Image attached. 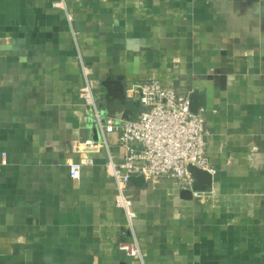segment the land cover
Returning <instances> with one entry per match:
<instances>
[{"label": "crops", "instance_id": "0c3cea01", "mask_svg": "<svg viewBox=\"0 0 264 264\" xmlns=\"http://www.w3.org/2000/svg\"><path fill=\"white\" fill-rule=\"evenodd\" d=\"M66 1L71 22L52 0H0V264H264V0ZM82 63L100 109L116 94L128 118L148 77L199 94L213 182L131 180L142 260L120 247L106 150L69 175L73 143L101 138Z\"/></svg>", "mask_w": 264, "mask_h": 264}, {"label": "built area", "instance_id": "2783aa9c", "mask_svg": "<svg viewBox=\"0 0 264 264\" xmlns=\"http://www.w3.org/2000/svg\"><path fill=\"white\" fill-rule=\"evenodd\" d=\"M52 5L62 10L69 22L72 21L66 0H52ZM81 68L84 82L79 95L90 110L101 138L90 137L73 143L78 158L69 164V175L79 180L82 168L94 164L93 154L100 148L106 150L104 167L106 175L113 181L115 205L123 211L125 224L131 232V239L121 242L120 247L142 260L141 245L134 229L137 212L130 178L139 174H143L145 180L173 178L183 186L191 187L193 178L189 164L213 173L206 154L205 117L199 110L197 113L191 111L188 94L165 86L153 76L126 89V96L137 99L142 107L137 116L128 118L122 112L106 115L98 105L99 92L92 67L82 63ZM109 132H118L122 161H117L110 150ZM200 192L193 191V194Z\"/></svg>", "mask_w": 264, "mask_h": 264}, {"label": "water", "instance_id": "95a60500", "mask_svg": "<svg viewBox=\"0 0 264 264\" xmlns=\"http://www.w3.org/2000/svg\"><path fill=\"white\" fill-rule=\"evenodd\" d=\"M116 94H113L111 98H106L105 95L102 94L101 101L104 102V107L101 109L102 112L106 109L109 112L110 116H115L116 112H121L123 105L120 102L115 100ZM190 100V109L193 113L198 112V108L200 105L199 94L198 92H192L189 95ZM188 169L193 178V183L190 188L187 189L189 196L193 194V191L206 190L208 186H210L213 182V174L201 167L195 166L193 164H189ZM132 181L143 182L144 176L143 174H139V176H131Z\"/></svg>", "mask_w": 264, "mask_h": 264}]
</instances>
